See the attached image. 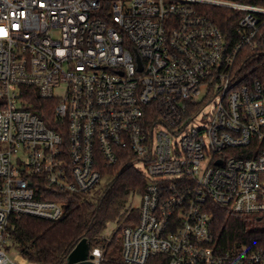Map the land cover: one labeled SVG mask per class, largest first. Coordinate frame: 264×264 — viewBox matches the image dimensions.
<instances>
[{"label":"built area","instance_id":"obj_1","mask_svg":"<svg viewBox=\"0 0 264 264\" xmlns=\"http://www.w3.org/2000/svg\"><path fill=\"white\" fill-rule=\"evenodd\" d=\"M0 30V264H54L9 256L10 218L59 221L45 195L87 197L124 158L138 220L115 261H86L264 264L210 215L264 221V0H0ZM22 87L56 101L55 127Z\"/></svg>","mask_w":264,"mask_h":264},{"label":"trees","instance_id":"obj_2","mask_svg":"<svg viewBox=\"0 0 264 264\" xmlns=\"http://www.w3.org/2000/svg\"><path fill=\"white\" fill-rule=\"evenodd\" d=\"M218 21L221 28L226 30L228 24L220 19ZM21 89L20 98L26 109L41 118L47 126L55 127L53 108L56 101L40 99L31 87ZM103 177L111 178V182L97 202L69 194L45 195L44 198L48 200L63 202V217L57 222L30 216L11 217L7 227L9 244L5 250L10 253L14 251L28 261L60 264L66 261L79 242L84 241L88 251L106 250L109 260L115 261L119 255L122 228L136 224L139 217V208L128 210V203L135 197H141L146 179L125 158L116 166L105 169ZM210 215L223 244L240 242L264 249V226L258 225L263 221L256 222L255 227L250 229L247 221L251 218L228 214L215 205L211 206ZM112 222L117 223V228L110 242L106 243L104 231Z\"/></svg>","mask_w":264,"mask_h":264},{"label":"rangeland","instance_id":"obj_3","mask_svg":"<svg viewBox=\"0 0 264 264\" xmlns=\"http://www.w3.org/2000/svg\"><path fill=\"white\" fill-rule=\"evenodd\" d=\"M54 95L56 97H60L64 94V87L60 86L54 89ZM111 182V178L108 177H104L102 178V180L100 181V184L94 189L92 190L88 195H87V199L92 201V202H97V200L101 197V195L103 194L104 190L106 189V187L110 184ZM140 204V197H135L132 200L129 201L128 203V210L129 209H133L132 207H136L137 205ZM247 223L249 224V228L252 229L253 227H255L256 225V221L254 219H250L247 221ZM258 225H260V227L264 226V221L259 223ZM117 228V223L116 222H112L110 224L107 225L106 230L104 231V235H108V236H112L114 231ZM120 241V240H119ZM9 256L11 258H13L14 260H16L17 262H22L23 258H21L16 252L12 251ZM91 259V257H89ZM68 264V263H66Z\"/></svg>","mask_w":264,"mask_h":264},{"label":"water","instance_id":"obj_4","mask_svg":"<svg viewBox=\"0 0 264 264\" xmlns=\"http://www.w3.org/2000/svg\"><path fill=\"white\" fill-rule=\"evenodd\" d=\"M259 220V219H258ZM88 250L84 241L79 242L66 259L68 264H91L87 259Z\"/></svg>","mask_w":264,"mask_h":264},{"label":"snow or ice","instance_id":"obj_5","mask_svg":"<svg viewBox=\"0 0 264 264\" xmlns=\"http://www.w3.org/2000/svg\"><path fill=\"white\" fill-rule=\"evenodd\" d=\"M0 31H2V30H0Z\"/></svg>","mask_w":264,"mask_h":264}]
</instances>
